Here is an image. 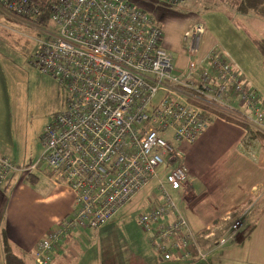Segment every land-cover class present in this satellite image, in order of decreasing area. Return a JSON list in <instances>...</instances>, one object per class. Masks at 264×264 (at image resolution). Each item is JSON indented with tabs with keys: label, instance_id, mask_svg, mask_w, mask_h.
<instances>
[{
	"label": "built area",
	"instance_id": "1",
	"mask_svg": "<svg viewBox=\"0 0 264 264\" xmlns=\"http://www.w3.org/2000/svg\"><path fill=\"white\" fill-rule=\"evenodd\" d=\"M151 1L176 8L189 0ZM0 8L36 24L43 14L32 0H0ZM49 25L30 65L63 84L68 99L41 134L37 164L22 173L67 189L74 209L38 242L34 264H53L70 234L100 231L152 182L156 197L135 224L158 262L195 254L207 263L208 251L235 244L239 223L221 224L229 216L202 235L190 229L180 209L189 170L184 153L167 140L172 134L178 144L193 145L215 120H225L243 128L241 150L253 156L250 130L264 131V99L228 56L218 47L201 56L204 27L195 24L182 35L179 67L155 15L128 0H54ZM15 171L0 153V187Z\"/></svg>",
	"mask_w": 264,
	"mask_h": 264
},
{
	"label": "crops",
	"instance_id": "2",
	"mask_svg": "<svg viewBox=\"0 0 264 264\" xmlns=\"http://www.w3.org/2000/svg\"><path fill=\"white\" fill-rule=\"evenodd\" d=\"M158 9L164 11L165 14L163 19L157 15L160 18L159 22L166 23L167 19L174 15V12L166 13L164 8ZM224 20L219 23L215 19L208 21L209 25L213 26L212 31L204 27L201 56H204L213 47H218L228 56L233 68L241 74L248 87L255 90L264 99L262 56L248 36L240 33L234 28L235 26L227 25ZM176 21L180 23V26L177 27V30L174 28L170 32L172 34L176 32L177 38H180L179 45L173 46L169 40L166 42L165 24L159 23V26L163 30L164 48L168 51H179L182 56V35L191 26L198 23L190 24V22L177 18ZM234 30H237L238 33ZM218 34L222 39L218 38ZM226 36L231 40L227 41ZM256 44L259 45V43ZM240 52L243 54L240 55ZM2 65L0 54V153L13 159V151L8 143L10 141L7 130L9 125L1 124L4 120L8 123L11 116V108L6 105V76ZM184 65L185 58L183 56L181 67ZM8 104H10L9 99ZM244 138L245 132L241 126L218 119L204 131L193 145L186 149L184 156L185 165L189 170L190 190L188 197L180 204V209L190 229L197 235H202L210 226L220 222L224 216L227 217L233 212L240 211L257 192L261 196L258 203L261 209L256 211L254 219H252L253 226L249 232L239 238L235 244L208 251L207 263H201L195 254L181 263L158 262L156 255L150 249L133 251L128 245L129 241L125 238L119 240L124 248L121 264H132V262L134 264L135 260L141 264H264L263 155L257 141L247 144L253 156L245 152L242 153L241 144ZM237 145L240 149L238 152ZM11 176L12 174L0 187V264H3L1 250L3 233L17 251L26 254L34 264V251L38 242L47 236L57 222L71 213L74 197L67 189L52 185L42 176H31L27 180L20 176L18 181L15 178L10 179ZM172 195L177 198L175 193ZM147 211L148 207L145 212ZM118 213L103 229H116L118 236L124 237L121 229L114 222ZM258 229L262 230V233H257ZM88 231L94 235L97 233L92 230ZM85 233L81 230L70 234L63 241L61 250L54 254L52 263L83 264L85 252L83 253L81 248V241L86 239ZM95 240L98 244L95 249H91V257H95V263L116 264V262H112V259H104L102 240L97 236H95ZM81 255L82 257H80Z\"/></svg>",
	"mask_w": 264,
	"mask_h": 264
},
{
	"label": "rangeland",
	"instance_id": "3",
	"mask_svg": "<svg viewBox=\"0 0 264 264\" xmlns=\"http://www.w3.org/2000/svg\"><path fill=\"white\" fill-rule=\"evenodd\" d=\"M218 1L222 2L223 0ZM218 1L189 0L176 8H169L151 0H128V2L137 8L148 9V11L155 15L158 22V16L165 15L164 11L158 8L166 9V13L168 11L170 13L174 12L175 17L173 15L167 19L166 23L164 21L159 22L160 24H165V40L166 42L169 40V43L173 46L175 44L179 45L180 39L177 38L176 32L174 34L170 32L174 28L177 30V27L180 26L176 18L190 22V24L193 22L201 24L211 31L213 26H210L208 21H214L215 19L219 23L225 19L224 23L232 27L235 26L234 28L240 33L252 40L250 42L254 43V47L262 56L264 66L263 51L256 44L259 43L264 46V25L259 21L245 22L240 18L235 19L233 14L231 15L229 12V5L219 3ZM51 28V25L47 27L37 25L32 21L10 15L6 11H0V54L3 61L2 67L5 70L6 76V105L11 108L9 122L7 123L4 120L1 124L3 126L4 124L9 125L7 130L8 140L10 139V141L8 143L14 156L13 159L11 158V161L16 165V171L12 173L10 179L15 178L16 181L21 178L20 176L25 178L24 173H22L23 170H28L37 164L42 153L41 134L54 115L65 110L68 99V93L63 84L56 82L48 75L40 73L30 65L31 56L39 50L42 43L47 41L48 36L46 32L51 31ZM215 36L217 38V35ZM218 38L222 39L220 34H218ZM226 39L227 41L231 40L227 36ZM169 52L174 57V63L180 67L183 62L184 53L181 56L179 51L169 50ZM239 54L242 55L243 52ZM8 99L10 104H8ZM167 140L174 148L181 150L184 154L186 149L190 147L183 143L178 144L173 140L172 134L168 135ZM238 145L236 147L237 152L240 151ZM262 161L264 162L263 157ZM162 173L163 167L158 169L159 176ZM40 179L42 180L43 178ZM187 184H190L189 180ZM155 195V182H152L119 211L114 222L117 223L124 237L118 236L116 229L112 230L111 228L101 229L96 235L88 230L83 231L86 232V239L81 241V248L83 253L85 252L83 264H96L95 257H91V249H95V246L98 244L95 236L102 240L101 245L104 250V259H112V262H116V264H121L123 259L122 253L124 248L119 240L126 238L129 241L128 245L131 246L133 251L148 250L147 236L137 227L135 218L145 213L148 207V200H153ZM258 195L255 192L240 211L228 215L230 218L229 222L221 223L225 226H230V223H239L241 228L237 241L249 232L253 226L252 219H254L256 211L261 209L260 205H258L261 196ZM175 202L178 204L179 199L175 198ZM216 224H220L219 221ZM262 229L264 230V226ZM257 233H262V230L258 229ZM74 256H77V254H74ZM30 260L28 257V261Z\"/></svg>",
	"mask_w": 264,
	"mask_h": 264
},
{
	"label": "trees",
	"instance_id": "4",
	"mask_svg": "<svg viewBox=\"0 0 264 264\" xmlns=\"http://www.w3.org/2000/svg\"><path fill=\"white\" fill-rule=\"evenodd\" d=\"M32 1H34L40 8L43 9V14L37 21V24L41 26H46L48 24L49 14L51 12V4L54 2V0H32ZM218 2L224 3L225 5H229V9H230L229 12L231 15L233 14V17L235 19L240 18L245 22L259 21L264 25V0H223L222 2L221 1ZM0 11H4V10L0 8ZM159 17L163 19L165 15ZM159 17L158 19L160 20ZM259 47L260 49H262L264 56V46L262 44L261 45L259 44ZM254 141H257V143L260 144L261 153L264 157V131L250 130V134L247 138V143L250 144L253 143ZM1 250H2L3 264H32L31 260L28 261V256L26 254L17 251V249L6 238L4 233L2 234L1 237ZM134 264H141V263L135 260Z\"/></svg>",
	"mask_w": 264,
	"mask_h": 264
}]
</instances>
